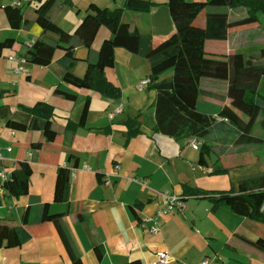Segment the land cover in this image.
Wrapping results in <instances>:
<instances>
[{"label":"crops","instance_id":"crops-1","mask_svg":"<svg viewBox=\"0 0 264 264\" xmlns=\"http://www.w3.org/2000/svg\"><path fill=\"white\" fill-rule=\"evenodd\" d=\"M139 1L146 5L128 6L127 0H56L48 14L47 35L57 38L66 31L82 43L76 49L77 60L72 68L79 76L86 71L89 48L98 50L111 36L110 30L88 10L91 3L123 8V21L140 29V52L133 54L117 48L115 66L106 69L107 78L122 90V97L111 100L95 90L78 88L62 80L63 69L58 60L63 50L56 52L48 66L27 61L22 64V74L12 71L19 62L10 56H26L43 29L38 24L30 30L14 29L3 9L9 4L33 8L37 0H0V41L16 39L15 45L0 56V170L12 172L21 162H29L33 168L29 196L41 198L46 214L67 210L66 203L55 202L53 198L58 169L68 167L71 174L75 173L76 177H71V204L64 225L85 264H156L161 251L173 255L175 261L171 264L198 263L206 257L215 264H264V252L249 243L264 237V222L241 217L226 205L213 210L212 202L200 197L185 199L184 211L175 208L158 215L167 206V199L161 194L164 191L181 195L183 185L206 190L237 189L241 178L264 172V147L254 151L252 160H246L245 147L234 151L215 140L211 143L218 148L209 158V164H200V150L190 145L189 137L178 139L155 131L156 92L148 86L140 91L138 84L150 74L146 53L175 31V11L168 7L167 0ZM206 1L186 0V9L201 11L199 25L205 24ZM261 14L255 20L231 24L228 39L209 40L208 52L226 55L240 51L237 49H256V42L264 43ZM178 65L191 71L200 68L198 62L185 58H180ZM171 75L172 72L164 77ZM263 82L264 77L259 90ZM206 85L219 95L226 90L225 84L216 81H207ZM56 86L76 94V100L56 95ZM88 99L85 126L78 127L74 136L66 139L67 125L80 121ZM205 99L216 104L229 102L219 96ZM38 101H45L55 109L53 123L58 133L55 141H46L39 130L24 132L6 126L9 119L27 120L28 115L20 105L30 106ZM117 108L121 111L115 114ZM138 114H141L142 132L126 142L128 128L124 122ZM39 142L42 146L34 148L33 143ZM250 165L257 170L244 171ZM116 166L118 174L111 175V184L106 185L104 176L114 173ZM217 168L229 171L217 173ZM231 174H236L231 185L218 183V178ZM29 196H11L0 177V219L22 224ZM79 215L82 220L78 219ZM147 217L155 218L158 232L150 230L153 222H147L148 227L141 226ZM26 229L31 237L24 244L0 248V264H71L52 222L44 220L27 225ZM94 243H101L102 258L95 252Z\"/></svg>","mask_w":264,"mask_h":264},{"label":"trees","instance_id":"trees-1","mask_svg":"<svg viewBox=\"0 0 264 264\" xmlns=\"http://www.w3.org/2000/svg\"><path fill=\"white\" fill-rule=\"evenodd\" d=\"M37 1L38 4L33 8L15 4L3 7L12 28L30 30L38 24L43 29L41 37L34 41L26 54L28 61L48 66L54 61L56 52L63 50L64 54L58 60L63 69V81L78 88L95 90L111 100L122 97L121 88L107 78L106 69L115 66L117 48L138 54L142 42L140 29L123 21V8L102 7L97 3L89 5L88 10L110 30L111 36L103 41L98 50L89 48L85 59L86 71L83 76H79L72 72V68L77 60L76 49L82 43L66 31H62L57 38L47 35L48 14L56 0ZM166 4L175 11L173 19L176 29L146 53L150 63L148 87L156 92L155 131L178 139H199L202 142L199 149L200 164H209V158L218 148L211 143L215 140H219L223 146H230L234 151L241 147L253 152L263 148L264 94L260 92L259 87L264 77V46L249 51L214 55L208 52L207 42L226 41L231 24L252 21L259 13L264 14V0H207L203 14L204 25L198 24L201 11L196 8L186 9V0H167ZM127 5L140 7L146 3L127 0ZM261 30L264 31V28ZM15 43L16 39L11 37L0 41V56ZM180 58L198 62L199 70L191 71L178 65ZM169 71H172V75L164 77ZM207 81L225 84V92L219 95L211 91L206 85ZM54 93L69 100L77 98L76 94L66 92L59 86L54 88ZM215 96L229 102L216 104L205 99ZM89 106L88 99L80 121L67 125L66 139L73 137L78 127L85 126ZM20 107L27 113V120L9 119L7 127L24 132L39 130L44 134L46 141L57 139L58 133L53 123L56 113L51 104L38 101L30 106L21 104ZM140 119L141 114H138L129 116L124 122L128 128L126 142L142 132ZM33 146L39 148L42 142L33 143ZM228 171V168L216 169L217 173ZM32 174L31 164L27 161L21 162L19 167L11 172V177L4 181V187L13 197L29 196ZM70 195L71 170L68 167H60L53 198L55 202L66 203L67 210L46 214L41 198L29 196V204L22 215V224L0 219V248L21 246L31 237L26 226L47 220L56 226L70 255L71 264H85L64 225V218L69 214ZM181 196L184 199L207 198L212 202L213 210L226 205L241 217L264 222V172L241 178L237 189L206 190L183 185ZM78 219L83 218L79 215ZM249 243L264 252V237ZM94 249L98 257L102 258L101 243H94Z\"/></svg>","mask_w":264,"mask_h":264},{"label":"built area","instance_id":"built-area-1","mask_svg":"<svg viewBox=\"0 0 264 264\" xmlns=\"http://www.w3.org/2000/svg\"><path fill=\"white\" fill-rule=\"evenodd\" d=\"M34 43V42H33ZM33 45V44H32ZM32 47V46H31ZM11 60H15L19 62V65H17L16 67H14L12 69V71L18 73V74H22L23 73V66L22 64L27 63L28 59L26 56H10ZM150 83V79L149 78H145L143 79L139 84H138V89L140 91L144 90ZM121 108H117L115 110V114L120 112ZM113 115V113H112ZM190 145L195 148V149H200L202 142L197 139L196 137L190 138ZM0 159H2V155H1V151H0ZM87 168V167H85ZM119 171V167L116 166L114 169V173L112 174H107L106 176H104L103 181L106 185L111 184V175H116L118 174ZM0 177L5 181L7 179H9L11 177V172H7L6 170H0ZM72 178H75L76 175L75 173L71 174ZM135 181H138L136 178H134ZM138 182L143 183V180H139ZM166 199H167V206L165 208H162L158 211V215H164L169 213L172 209H178L179 211H184L187 208V203L185 201V199L179 195V194H171L169 191H164L161 193ZM153 222L152 224H150L149 228L152 232H158L159 228L158 226L155 224V218H150L147 217L145 218V221L143 223H141L142 227H148L147 226V222ZM175 259L173 257V255L169 252V251H161L158 254V260L156 262V264H171L172 262H174ZM175 264H215V261L213 259H211L210 257H206L203 260H201L198 263H193V262H181V261H177L175 262Z\"/></svg>","mask_w":264,"mask_h":264},{"label":"rangeland","instance_id":"rangeland-1","mask_svg":"<svg viewBox=\"0 0 264 264\" xmlns=\"http://www.w3.org/2000/svg\"><path fill=\"white\" fill-rule=\"evenodd\" d=\"M203 14H204V12H203ZM261 17H262V19H264V14H261ZM258 37H256L255 39H257ZM256 45H255V47H257V48H261L262 46H264V45H262L261 43H259L260 45H258V43L256 42L255 43ZM254 46V45H253ZM237 50H240V51H244V50H246V49H237ZM185 61H189L188 59H185ZM172 71H169V72H167L166 74H165V76L166 75H169L170 73H171ZM260 92L262 93V94H264V82H263V84H262V86H261V88H260ZM244 155V158L247 160H252L254 157H255V154H254V152L253 151H248L247 153H245V154H243ZM248 171L249 173H251V172H255L256 170H257V167H255V166H246V168H245V170L244 171ZM234 173H237V171L236 172H234ZM233 175H236V174H233ZM232 174H231V176L229 175V176H222V177H220V178H218V183L219 184H221L222 186H224L225 184H227V186H229V185H231L232 184V181L234 180V178H235V176H233ZM230 177L232 178V180H230ZM224 184V185H223ZM229 184V185H228ZM191 201H196V200H194V199H191ZM264 254V253H263Z\"/></svg>","mask_w":264,"mask_h":264}]
</instances>
